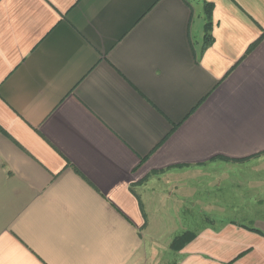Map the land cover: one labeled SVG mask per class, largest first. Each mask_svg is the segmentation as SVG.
I'll use <instances>...</instances> for the list:
<instances>
[{
    "label": "crops",
    "instance_id": "0c3cea01",
    "mask_svg": "<svg viewBox=\"0 0 264 264\" xmlns=\"http://www.w3.org/2000/svg\"><path fill=\"white\" fill-rule=\"evenodd\" d=\"M263 32L264 0H0V264H264V184L182 229L146 194L264 154Z\"/></svg>",
    "mask_w": 264,
    "mask_h": 264
},
{
    "label": "rangeland",
    "instance_id": "374dc122",
    "mask_svg": "<svg viewBox=\"0 0 264 264\" xmlns=\"http://www.w3.org/2000/svg\"><path fill=\"white\" fill-rule=\"evenodd\" d=\"M249 173L260 175L253 177L254 181H249ZM146 180L149 182L146 194L152 195L157 204L163 201L166 211L169 209L176 215L179 202L181 203V229L187 226L192 228L193 225L186 224L192 217H195L196 221L201 219V226H204L211 212L217 211L221 216H227L226 208L214 209L211 208V203L218 201V205L224 206L226 199L230 198L239 204L245 193H249L244 190L248 184H264V154L247 160L242 165L214 160L204 167L171 170L158 176L147 177ZM199 211L201 216L198 218ZM233 211H237L238 216L242 213L241 208H234Z\"/></svg>",
    "mask_w": 264,
    "mask_h": 264
},
{
    "label": "trees",
    "instance_id": "16d2710c",
    "mask_svg": "<svg viewBox=\"0 0 264 264\" xmlns=\"http://www.w3.org/2000/svg\"><path fill=\"white\" fill-rule=\"evenodd\" d=\"M205 9V35H204V44L202 48V53L207 50L209 47H211L214 43V37H213V10H214V5L211 3H205L204 5ZM264 38V32L263 36L261 39ZM254 47V46H253ZM251 46V49L253 48ZM252 231L259 232L256 229H251ZM194 235L192 233H186L182 236H179L175 238L172 242V247L174 249H182L186 244H188L191 240H193Z\"/></svg>",
    "mask_w": 264,
    "mask_h": 264
}]
</instances>
